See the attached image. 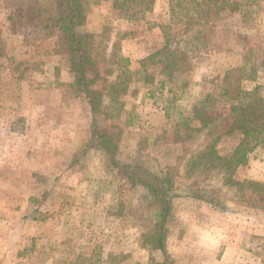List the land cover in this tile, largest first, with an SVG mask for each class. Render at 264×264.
I'll use <instances>...</instances> for the list:
<instances>
[{"label": "rangeland", "instance_id": "374dc122", "mask_svg": "<svg viewBox=\"0 0 264 264\" xmlns=\"http://www.w3.org/2000/svg\"><path fill=\"white\" fill-rule=\"evenodd\" d=\"M58 1L0 0V264H264V146L232 175L190 165L212 146L228 157L240 139L226 134L225 113L205 128L193 119L226 71L244 68L242 87L264 96V0L90 1L79 31L94 35L97 122L117 145L116 166L89 146ZM195 3L220 10L207 22ZM166 44L187 56L170 76L162 57L148 59ZM133 163L173 185L163 254L148 242L159 209L124 174Z\"/></svg>", "mask_w": 264, "mask_h": 264}, {"label": "trees", "instance_id": "16d2710c", "mask_svg": "<svg viewBox=\"0 0 264 264\" xmlns=\"http://www.w3.org/2000/svg\"><path fill=\"white\" fill-rule=\"evenodd\" d=\"M91 0H59L57 5L56 28L63 41V47L67 51L69 69L73 73V87L77 93L81 94L86 101L90 113V142L91 148L102 150L107 155L110 164L117 165L116 153L117 145L113 138L100 129L97 122V115L104 110L103 92L94 89V85L99 80V73L93 72L95 57L92 53L94 35L91 33H82L79 28L83 25L85 14ZM123 1V0H122ZM127 1V0H124ZM133 7L142 6V3L136 0H129ZM193 1V0H192ZM195 1V0H194ZM183 2V1H182ZM209 3L210 1H206ZM116 7L117 3L114 4ZM181 2H178V7ZM200 4L195 3L197 17L204 16L207 22L209 17L216 15L220 10L209 6L206 11H197ZM120 6H125L123 3ZM146 7L145 9H147ZM228 10L242 12L239 7H228ZM244 16V15H243ZM198 32V31H197ZM155 57H162L166 63L162 71L170 76L182 68V60L187 59L186 53L178 49L170 50L167 44L158 49L156 53L148 57L153 60ZM127 60L124 62L127 64ZM185 62L183 63V65ZM264 62L260 63L259 68H263ZM92 72L94 74H92ZM128 72V71H126ZM92 74L90 77L89 74ZM251 79L249 73L244 68L232 69L225 72L216 88L217 95H204L203 103H199L193 109V119L197 121L200 128L207 127L214 120H217V114L222 115V120L228 125L226 134L237 132L240 139L228 157L218 158L215 156L214 146L208 148L203 153H198L190 165L198 167L204 162V167H217L226 176L232 175L237 166L245 164L247 155L255 148L264 146V96L261 95L258 86L247 91L242 87V82ZM160 81V87H163ZM119 84L113 83L109 86L108 105L114 109L116 107V97L119 93ZM215 108H222L215 111ZM126 126H131L132 121L126 120ZM221 160L220 163H214ZM200 162V163H199ZM217 164V165H215ZM125 176L132 183L146 190L151 197V202L159 209V217L155 223L152 235L149 238L150 247L165 253L166 223L172 211V183L169 178L158 177L156 174L146 169L142 165L133 163L125 165ZM229 178V177H228ZM230 182L242 188L251 185L260 187V184L253 182H235L229 178ZM264 185V184H263Z\"/></svg>", "mask_w": 264, "mask_h": 264}, {"label": "crops", "instance_id": "0c3cea01", "mask_svg": "<svg viewBox=\"0 0 264 264\" xmlns=\"http://www.w3.org/2000/svg\"><path fill=\"white\" fill-rule=\"evenodd\" d=\"M85 21H86V23H89V20H88L87 18H86ZM84 23H85V22H84ZM45 41H46V40H45ZM111 42H112V43H111ZM109 43L112 44V45L110 46V47L112 48L114 42L111 41V40H109ZM53 57H56V56H53ZM47 69H48V70L50 69V70H52V71L57 70V65H56V64H55V65H52V66L50 65V66H48V67H47V65H46V70H47ZM43 73H45V72L43 71Z\"/></svg>", "mask_w": 264, "mask_h": 264}]
</instances>
